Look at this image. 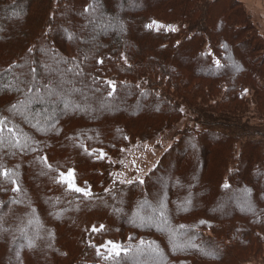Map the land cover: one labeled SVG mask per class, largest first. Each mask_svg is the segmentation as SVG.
I'll return each instance as SVG.
<instances>
[{
    "label": "trees",
    "instance_id": "obj_1",
    "mask_svg": "<svg viewBox=\"0 0 264 264\" xmlns=\"http://www.w3.org/2000/svg\"><path fill=\"white\" fill-rule=\"evenodd\" d=\"M13 5L0 23V264H250L264 243V35L243 3L0 12ZM184 117L142 180L112 181L110 156ZM69 169L91 195L62 182Z\"/></svg>",
    "mask_w": 264,
    "mask_h": 264
},
{
    "label": "rangeland",
    "instance_id": "obj_2",
    "mask_svg": "<svg viewBox=\"0 0 264 264\" xmlns=\"http://www.w3.org/2000/svg\"><path fill=\"white\" fill-rule=\"evenodd\" d=\"M240 1L247 9V12H249L251 20L258 28V31H260L264 35V0H240ZM17 6L18 5H13L9 9H3L0 12V23L6 18H8L17 8ZM153 25L157 27L164 26V24L160 21H154ZM47 66L48 65L41 64V71L45 70ZM187 121L188 118L186 119L184 117L176 124H174L171 128L159 132L154 137L147 138L145 140L139 139L130 142L127 146L123 147L116 155L110 156L108 159L111 168L112 181L127 183L137 179L142 180V178L145 176L147 171L157 162L163 150L171 144L174 138L175 130L177 128H181L184 122ZM254 122H256V120L251 121V123ZM34 123L36 125L42 123V118L35 117ZM69 170L62 173L67 174ZM61 174H60V178L63 180ZM70 182L76 185L74 180L70 179ZM257 194L258 193H256V195ZM196 196H197V192L194 191L190 194L188 200L186 199L184 201L188 202L194 200L196 199ZM176 240L177 238H172L170 241L175 242ZM112 243L118 245V243L116 242H112ZM104 246L107 247V249L112 252L111 244H109V241H106L104 243ZM148 260H149L148 257L144 258L140 261V264H152ZM249 262L250 264H264V243L262 244L261 252L252 254V256L249 258Z\"/></svg>",
    "mask_w": 264,
    "mask_h": 264
},
{
    "label": "snow or ice",
    "instance_id": "obj_3",
    "mask_svg": "<svg viewBox=\"0 0 264 264\" xmlns=\"http://www.w3.org/2000/svg\"><path fill=\"white\" fill-rule=\"evenodd\" d=\"M85 11H87V9H85ZM110 86L114 88L115 87L114 82L110 83ZM9 131H11V129ZM3 175L7 176V172H4ZM61 176L63 177V181L62 182L68 183V186H69L70 189H72V190H74V191H76L78 193H82L85 196L91 195L90 190L82 189V188L76 186L74 183L70 182V179L74 180V172L72 170H69V172L67 174H63L62 173ZM16 190H19V189L17 188ZM93 231H96L95 227L93 228ZM109 244H111L112 252H114L115 254L118 255L119 251H120L119 246L114 244V243H112V242H109Z\"/></svg>",
    "mask_w": 264,
    "mask_h": 264
}]
</instances>
